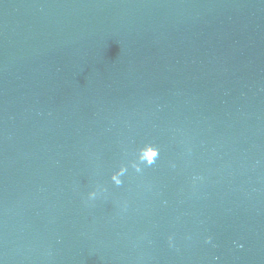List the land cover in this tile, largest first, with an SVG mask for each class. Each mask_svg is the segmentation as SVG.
I'll return each instance as SVG.
<instances>
[{
	"label": "water",
	"instance_id": "water-1",
	"mask_svg": "<svg viewBox=\"0 0 264 264\" xmlns=\"http://www.w3.org/2000/svg\"><path fill=\"white\" fill-rule=\"evenodd\" d=\"M0 264H264V0H0Z\"/></svg>",
	"mask_w": 264,
	"mask_h": 264
},
{
	"label": "clouds",
	"instance_id": "clouds-1",
	"mask_svg": "<svg viewBox=\"0 0 264 264\" xmlns=\"http://www.w3.org/2000/svg\"><path fill=\"white\" fill-rule=\"evenodd\" d=\"M155 155H156L155 152H153V153L151 154V156H153V157H154ZM139 158H140V160H142V161H143V159H144L142 155H141ZM152 162H153V161H152V159H151V157H150V158L148 159V163L151 164ZM137 171H139V168H137ZM122 172H123V169L120 170V173H122ZM120 173H116V174H114L113 177H112L113 180H115V182H116L117 185L121 184V180L118 179V176H119ZM90 197H94V194H90Z\"/></svg>",
	"mask_w": 264,
	"mask_h": 264
}]
</instances>
